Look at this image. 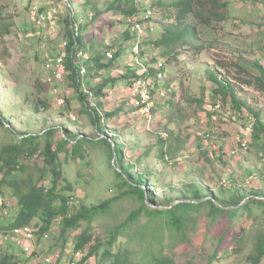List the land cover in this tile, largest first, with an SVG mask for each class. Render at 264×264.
Listing matches in <instances>:
<instances>
[{
	"label": "rangeland",
	"instance_id": "374dc122",
	"mask_svg": "<svg viewBox=\"0 0 264 264\" xmlns=\"http://www.w3.org/2000/svg\"><path fill=\"white\" fill-rule=\"evenodd\" d=\"M54 1L57 12L39 29L30 14L35 0H0L2 22L9 24V31L0 35V152L23 134L43 135L55 129L53 147L64 138L70 139L58 154L63 176L60 183L68 181L73 186L68 191L73 195L70 208H91L116 198L107 211L84 220L78 230L61 234V227L55 225L60 223L55 221L50 238L43 241V252H71L89 223L92 240L88 249L98 242L104 245L111 231L120 226L113 249L120 248L129 264H158L157 257L163 253L174 264H252L249 257L256 251L254 239L264 232V130L253 137L249 152L235 156L226 152L235 145V132L247 121L254 124V129L264 128V0H219L228 2L226 18L210 24L189 14L184 23L196 26L199 36L174 50H165L156 41L166 25L176 22L171 5L175 0L131 1L139 13L153 5L156 14L150 20L155 31L144 42L139 63L154 73L155 62H165L166 95L152 93L155 108L151 120L134 105L126 86L138 73L128 68L130 50L124 46L129 38L125 31L127 17L120 10L115 12L111 5L114 0H70L71 10L63 0ZM39 9L47 13L45 6ZM71 13L80 26L86 50L83 61L88 68L86 81L94 94L91 99L82 96L75 74L69 72L65 86L69 106L77 115L74 122L66 109L53 103L38 70L46 51L56 52L71 37ZM111 48L116 51L111 59L113 72L110 68L99 69L94 57L105 55ZM71 56L76 59L70 50L67 61ZM108 61L102 55L101 63ZM221 82L228 85L226 90ZM216 102H221L228 118L225 130L219 134L213 133L209 121L210 106ZM94 108L100 116L97 122L90 113ZM171 133L174 137L180 135L185 146L167 160ZM80 137L92 140L83 147L85 158L71 151V145ZM115 144L120 147V157L111 154ZM30 161H38L45 169L43 156H32ZM118 173L143 180L147 202L154 207L167 208L205 197L226 211L218 216L205 208L193 211L184 231L186 239L181 241L177 240L180 230L166 226L164 216L150 218L142 213L124 225L140 201L130 195L117 198L123 189H129L122 185ZM253 173L258 179L249 180ZM51 178L52 172L47 173L48 186ZM223 179H228L230 185L220 186ZM0 190L4 200L0 225H6L16 214V197L7 185ZM233 209H237L234 215ZM102 252L103 246L99 248ZM6 253L14 256L17 264H26V256L7 241L0 242V256Z\"/></svg>",
	"mask_w": 264,
	"mask_h": 264
},
{
	"label": "trees",
	"instance_id": "16d2710c",
	"mask_svg": "<svg viewBox=\"0 0 264 264\" xmlns=\"http://www.w3.org/2000/svg\"><path fill=\"white\" fill-rule=\"evenodd\" d=\"M131 1L133 0H127L123 3V0H114L111 5L112 7H115V12L120 10L124 16L128 18L130 15L138 13L135 4H130ZM171 5L175 10L176 22L166 25L162 37L158 40L156 39V45L159 47L162 46L165 50H174L177 45L186 43L190 39L198 38L199 33L196 26L184 23L189 14H193L195 18L201 20L205 24H210L212 20L221 21L226 18L225 11L228 7V2L219 0H175L171 3ZM151 7L154 10L153 5ZM154 15L156 16L155 11L153 16ZM67 22H69L68 19ZM8 31L9 24L2 22V13L0 11V35H3ZM146 39L147 37H145L144 42ZM153 40L155 41V39ZM102 55L105 57L104 53H102ZM102 55H96L94 57L97 62L96 66L99 69L105 70L113 67L114 64L111 63L113 60L108 61L106 64L101 63ZM71 57H69V60L67 61V68L71 70V73L75 74L73 76L75 77V81L78 85L76 75L77 68L74 64V58L72 57L71 59ZM220 84L221 88H224L223 90L228 88V85H225L222 82ZM79 89L78 85V91ZM80 93L82 96H85L81 91ZM160 105L162 106V103H158V107ZM172 107L173 106H171V108ZM174 111H177V109L175 108L173 112ZM90 113L94 118V121L97 122V120L100 119L99 113L95 108ZM173 119L174 118H172V120ZM1 123H3V119L0 115V124ZM261 130H264L263 126L255 128L253 137H255ZM54 132L55 129H49L43 135L23 134L20 136L19 140L11 142L2 148L0 152V173L3 172V174L0 176V189H2L4 185L13 189V194L16 197V214L12 216L6 225H0V228H9L12 225L17 226L36 220L35 225L39 228L41 239L44 232L54 230L53 228L55 225H57V227H61V234H64L67 230H78V228L82 225V222L90 219L92 215L98 214L100 211H107L110 207V202L116 198L115 197L91 208L86 206H81L76 210L70 208L69 203L72 200L73 195L68 191H71L73 186L68 181L63 185L60 183L63 176L61 172V162L58 156L60 150H63L66 147V144L70 142V139L64 138L57 144L58 147H53L54 143L51 138ZM173 135L174 134L171 133V139L169 140V144L166 149V152L170 154V158L174 157V155H176L179 151L183 150L185 146V141L182 137H180V135H176V137ZM167 139L165 138V140ZM41 141L43 142L41 143ZM105 141H108L107 138H105ZM86 142L89 143L92 142V140L80 137L74 141L71 145V151L74 156H77L78 158L86 157V152L83 150V147L87 144ZM40 143L43 145V150L40 149ZM114 146L115 149H112L111 147V154L113 155L115 153L116 157H120V147L117 144ZM164 152L165 151L162 150V156H164ZM32 156H43L46 161L45 169L40 167L38 161H30ZM26 159H28V161ZM121 167L123 171L127 172V168L122 165ZM36 172L38 173L36 174ZM49 172H52V178L50 180L51 186H48L45 182L46 175ZM118 175L121 176V173H118ZM35 176H37V180L34 179ZM122 185L128 186L129 189H123L122 193H120L117 198L130 195L137 200L139 198L140 201V206L137 210L132 211L127 221L124 222V225L128 224L130 220H135L137 216L142 213L148 214L150 218L153 215L157 218L164 216L166 217V221L164 223L166 226L177 231L180 230V232H178V241L186 239L185 232L193 211L198 213L204 208L209 209L212 216L221 215L226 211L224 208L217 205L218 203H216L213 199H205V197H198L195 199L197 202L184 201L175 205H169L167 208L154 207V205L152 206L149 202H147L145 190L142 187L143 180L140 178L134 179L130 175L128 178L122 177ZM1 191L2 190H0V192ZM246 208V210H250L248 207ZM236 211L237 209H233L231 214H236ZM55 221L59 222L61 226L58 223L55 224ZM119 229L120 226L115 227L114 230L111 231L112 233L110 234V238L104 245L98 242L88 249L87 244L92 240L90 224L88 223L87 227L83 229L77 237L76 248L86 249L87 254L85 258L93 257L96 264H129L127 259L123 258L120 248L116 251L113 249L118 235L117 231ZM238 240L241 241L243 238ZM254 245L256 251H254L249 258L251 259L252 264H261L264 260V232H260L256 235ZM101 246H103V252L99 253V248ZM157 260L158 264H174V261L170 257L164 255V253L161 256H158ZM17 262L18 261L14 259V256L9 253H6L4 256H0V264H17ZM25 263L27 264V262Z\"/></svg>",
	"mask_w": 264,
	"mask_h": 264
},
{
	"label": "built area",
	"instance_id": "2783aa9c",
	"mask_svg": "<svg viewBox=\"0 0 264 264\" xmlns=\"http://www.w3.org/2000/svg\"><path fill=\"white\" fill-rule=\"evenodd\" d=\"M251 1V0H250ZM67 5L68 10L72 9L70 0H63ZM31 19L34 25L41 29L49 20V15L45 12H40L38 5H33L31 8ZM154 10L151 6L143 8L142 12L130 15L127 18L126 32L129 38L125 40V48L130 50L128 60V68L135 70L138 74L132 81H130L128 90L133 98L134 105L151 120L154 118V101L152 93L156 92L160 96L165 97V62L161 59L155 62L154 73H151L144 65L140 64L138 55L143 50L145 37L153 34L155 31L154 25L150 22ZM71 37L65 39L59 49L55 52L47 50L44 55L43 63L40 65L42 72V80L48 87V92L52 97L53 103L61 108L66 109L67 116L76 121L77 115L69 106V99L66 93L65 81L69 74L67 68V59L69 51L75 53L74 59L75 67L77 68V81L80 91L90 99L94 94L87 85L88 68L83 61L85 56V49L81 45V30L78 23L74 21V15L71 13L70 19ZM115 49H106L105 55L108 60L115 57ZM132 55V56H131ZM131 56V57H130ZM80 61V62H79ZM163 81V82H162ZM111 90H109V93ZM209 121L212 123V131L214 134H219L225 130L228 122L227 114L223 110L221 102H216L210 106ZM254 124L247 121L244 126L235 132L234 142L235 145L226 152V155H238L240 153H247L251 148L253 140ZM220 152V151H219ZM167 160L171 158L166 156ZM262 159L264 161V151L262 152ZM257 174H259L257 172ZM253 173L250 179H258V175ZM220 186L227 187L230 185L228 179L220 181ZM3 195L0 193V211L4 209ZM50 231H45L42 240L39 233V228L35 223H24L14 226L12 229L0 228V242H8L10 247L16 249L21 255L26 256L27 264H96L93 257L85 258L87 250L83 248H74L71 252L63 253L61 250L56 249L53 252H43V241L50 238ZM9 239H11L9 241ZM30 258V260H29Z\"/></svg>",
	"mask_w": 264,
	"mask_h": 264
},
{
	"label": "crops",
	"instance_id": "0c3cea01",
	"mask_svg": "<svg viewBox=\"0 0 264 264\" xmlns=\"http://www.w3.org/2000/svg\"><path fill=\"white\" fill-rule=\"evenodd\" d=\"M34 4L38 5L39 7L45 6L47 8V13L49 16H52L57 12L58 4L54 0H35ZM149 36H153V34H150ZM110 70L113 72V68H110Z\"/></svg>",
	"mask_w": 264,
	"mask_h": 264
}]
</instances>
